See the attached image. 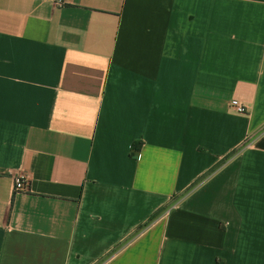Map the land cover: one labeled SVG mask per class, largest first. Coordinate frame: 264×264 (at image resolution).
Instances as JSON below:
<instances>
[{
  "label": "crops",
  "instance_id": "1",
  "mask_svg": "<svg viewBox=\"0 0 264 264\" xmlns=\"http://www.w3.org/2000/svg\"><path fill=\"white\" fill-rule=\"evenodd\" d=\"M0 264H264V0H0Z\"/></svg>",
  "mask_w": 264,
  "mask_h": 264
},
{
  "label": "built area",
  "instance_id": "2",
  "mask_svg": "<svg viewBox=\"0 0 264 264\" xmlns=\"http://www.w3.org/2000/svg\"><path fill=\"white\" fill-rule=\"evenodd\" d=\"M229 107L237 114H245L246 107L238 100L232 99L229 101ZM27 181L24 174H19L13 180V192L26 191Z\"/></svg>",
  "mask_w": 264,
  "mask_h": 264
},
{
  "label": "trees",
  "instance_id": "3",
  "mask_svg": "<svg viewBox=\"0 0 264 264\" xmlns=\"http://www.w3.org/2000/svg\"><path fill=\"white\" fill-rule=\"evenodd\" d=\"M222 162H223V161H221V163H222ZM221 163H220V164H221ZM215 168H216V167L210 169L209 172H208L207 174H209V173H211L212 171H214ZM205 176H206V175H205Z\"/></svg>",
  "mask_w": 264,
  "mask_h": 264
}]
</instances>
